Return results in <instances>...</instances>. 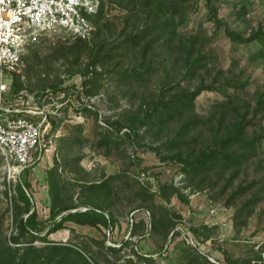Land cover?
I'll list each match as a JSON object with an SVG mask.
<instances>
[{
    "label": "rangeland",
    "instance_id": "rangeland-1",
    "mask_svg": "<svg viewBox=\"0 0 264 264\" xmlns=\"http://www.w3.org/2000/svg\"><path fill=\"white\" fill-rule=\"evenodd\" d=\"M113 1L107 15L113 25L105 29L104 38L120 42L136 29L150 27L165 36L148 52L143 48L151 37L137 49L121 42L115 59L96 66L100 74L90 84L86 80L94 73L84 75L69 62L76 52L71 50L73 40L52 34L35 47L45 57L35 62L31 78L27 72L25 89L36 92L39 100L42 92L51 89L28 86L38 82L39 70H44L42 76L47 74V64L49 79L61 80L56 91L65 95L58 99L54 93L60 105L49 107L51 124L37 164L17 174L0 151V250L7 254V245L30 244L23 239L20 244L12 242L17 232L14 197L21 179L30 183L39 219L51 222L47 171L59 163L62 201L83 210L98 204L119 224L110 231L67 222L48 235L49 241L33 240L37 247L68 246L91 264H146L137 253L156 256V264H168V252L176 264L192 260V264H264V57L258 53L263 42L240 41L228 34L248 39L264 32V0H163L176 10L174 31L164 29L165 19L172 17L169 9L164 17L145 5L146 0ZM166 38L170 42L157 51ZM88 41L95 43L93 37ZM66 44L70 45L62 54L55 49ZM82 59L88 61L85 54ZM152 60L158 61L157 66L146 71L144 79L120 83L121 70L132 64L150 66ZM193 67L198 71L190 74ZM182 88L202 89L195 100L194 121L178 117L153 120L147 128L130 126L137 122L141 104L160 95L168 98ZM117 121L121 126L112 124ZM233 134L258 141L257 151L240 167L216 162L208 171L190 173L177 158H170L178 152L191 159L209 154L222 138ZM171 138L177 140L161 146ZM101 141L107 143L100 145ZM96 182L105 186L86 193L84 186ZM243 187L246 191L238 193ZM252 198L251 211L246 204ZM153 212L162 218L159 230L150 226ZM169 218L176 220L174 226ZM142 220L144 227H136ZM192 227L200 228L198 237ZM127 239L130 243L120 253L110 251V247L122 248ZM161 246L167 252L159 258ZM59 258L56 254L53 262Z\"/></svg>",
    "mask_w": 264,
    "mask_h": 264
},
{
    "label": "trees",
    "instance_id": "trees-1",
    "mask_svg": "<svg viewBox=\"0 0 264 264\" xmlns=\"http://www.w3.org/2000/svg\"><path fill=\"white\" fill-rule=\"evenodd\" d=\"M113 0H102V5L100 10L96 14L88 15V19L95 25L96 30L93 34V39L95 40L94 44H91L88 40L77 39L71 42V50L75 49L76 52L72 54V57L69 59V62L72 66L78 65L77 69L81 71L84 75H88L90 73H94L93 77H88L86 80V84L93 83L97 81V76H99V72L96 70V66L101 64L105 65L107 62L115 59L121 50L120 43L121 42H129L128 47H136L139 48L140 42L145 40L147 37H151L149 42L143 48L144 52H148L151 48H154V44L157 43L161 37L165 36L159 35V30H151V27L148 28V25L144 30L136 29L135 31L128 34L126 39L116 41V38L112 40H108L103 37L105 29L111 27L113 24L107 20V15L110 13V4H113ZM145 5L150 6L152 10H158L160 12V16H166V10L169 9L171 11V18L165 19V28L170 30L171 27L176 28V19L177 14L176 10L171 9L170 6H166L163 0H146L144 2ZM156 33H153L155 32ZM177 33V32H176ZM153 34V36L151 35ZM228 34L232 37L237 36L236 38L240 41H251L254 39L262 40L263 45L258 50V53L264 57V32L258 31L254 33L250 38L243 39L235 33L228 31ZM42 38L40 41L36 42L34 45L30 46L27 52L24 54V59L27 60L28 67L26 69V74L29 72V78H31V72L36 68L35 62H40L44 59L45 56L39 54L40 48H35L36 46H40L43 42ZM168 42H170L169 38L165 39V42L161 44V47L157 45V51L165 47ZM70 45H62L58 46L57 49L60 54L64 50L65 46ZM69 47V46H68ZM54 49V50H55ZM62 49V50H61ZM165 52L164 54H166ZM83 54L87 56L86 62H83ZM49 55V54H48ZM46 55V57L48 56ZM52 55V54H50ZM165 59H169V56H165ZM158 61L152 60V64L145 65L143 63L140 64H132L129 68H125L120 71V83H134L140 79H144L146 71L152 72L157 66ZM83 65V66H82ZM48 65L46 64L47 74L42 76L44 70H39L38 72V82L32 84L30 82L28 84L30 89H34V87H39L44 91L45 88L50 87L52 90L56 91L61 82L59 79H49L50 71ZM192 71L190 74H194L198 71V68H191ZM70 71L73 68L68 69ZM92 75V74H91ZM144 81H147L146 79ZM141 82V81H140ZM27 87L24 80L20 78V76H15L13 83L11 85V93L10 96H14L20 90L25 89ZM201 88H197L195 90H187L182 88L181 91L173 92L171 96L166 98L164 95H160L156 100H153L147 103L144 106V103L140 105L139 117L136 121H132L133 124L130 126L136 129H140L142 127H146L148 124L153 123L151 121L157 120L160 121L164 119L165 121H174L176 118H193L192 112L195 110V100L199 93L201 92ZM88 91V90H87ZM89 93V91H88ZM117 123L118 126H121V122H112V124ZM136 123V125H135ZM117 126V127H118ZM119 128V127H118ZM134 130V129H133ZM241 131L238 132V134ZM105 134V133H103ZM238 134L229 135L225 138H222L216 147V149L212 150L209 154H202L195 159H191L189 157H183L180 152L171 156V159L177 158V160L183 163V169L186 172L197 173L201 171H208L213 163L221 162L226 165L228 168L239 166L248 159V157L257 151L258 141L252 138H245L243 136H239ZM108 136V134H106ZM130 136V134H127ZM48 136V135H47ZM177 140L176 138L167 139L161 146L166 143L173 142ZM179 142V141H177ZM107 143L106 141H101L100 145ZM160 146V148H161ZM159 148V147H157ZM156 148V149H157ZM40 158L36 160L33 164H37ZM32 164V165H33ZM26 169H29L30 167ZM59 163H56V166L50 168L48 172V188L50 195V217L51 222L46 223L43 220L39 219V214L37 209L35 208V203L32 194L29 191L30 183L27 180H20L16 184V193H15V218L17 221V232L12 235V242L14 244H20L23 240L30 241V244L15 246V245H7V254H4L5 251L0 250V262L1 264H76L73 258L77 259L76 261L86 262L87 264H91L90 261L86 259V257L80 253L78 250H74L68 246L57 245V246H44L37 247L34 244H31L33 240L38 238H43L47 240L48 235L54 233L60 229H62L67 222H73L80 225H90L97 228H106L110 231L115 229L119 224L117 217L113 213H107L104 208L100 205L95 204L91 208L87 209H77L76 205L67 204L62 201L60 189H59V178L58 174ZM56 173V174H55ZM56 175V177L54 176ZM58 178V179H57ZM105 182H96L94 184H90L88 186H84L85 192L94 193V191L101 190L105 185ZM244 189H240L237 192L243 194L246 191V187ZM176 191L178 188L174 187ZM178 194L182 196L181 192L178 191ZM253 198L247 201L248 205L246 208L252 211ZM252 204V205H251ZM21 209V210H19ZM172 226L176 224V220L171 219ZM150 226L152 230H159L162 218H160L159 214L156 212L150 213ZM144 220L140 223L135 224L136 227L142 226L144 227ZM171 226V227H172ZM199 229L197 227H192V231L196 237L199 235ZM43 231H46L45 234H42ZM180 231H177L178 234ZM49 241V240H47ZM24 242V241H23ZM130 241L124 240L122 243V248H114L110 247V251L114 253H120L122 249L129 245ZM192 247V246H191ZM52 248L51 252H44V250H49ZM193 248V247H192ZM134 253H137L136 250L133 249ZM159 258L163 257L164 253L167 252V248L164 246L159 247ZM60 256L57 262L54 261V257L56 254ZM137 256L143 260L146 264H156L157 258L156 256H147L144 254L137 253ZM165 260L168 264H176L168 252L165 254ZM132 262V260H129ZM193 261V260H192ZM191 261V264L193 263ZM239 264V263H233Z\"/></svg>",
    "mask_w": 264,
    "mask_h": 264
},
{
    "label": "built area",
    "instance_id": "built-area-1",
    "mask_svg": "<svg viewBox=\"0 0 264 264\" xmlns=\"http://www.w3.org/2000/svg\"><path fill=\"white\" fill-rule=\"evenodd\" d=\"M101 5L102 0H0V151L13 172L21 173L41 157L51 124L49 107L60 105L54 93L58 99L65 95L48 89L39 100L36 92L23 89L11 97L14 77H26L24 54L52 34L91 39L96 27L88 15Z\"/></svg>",
    "mask_w": 264,
    "mask_h": 264
}]
</instances>
